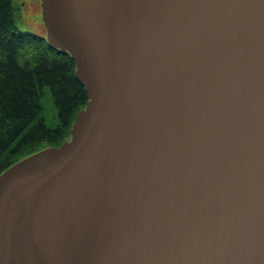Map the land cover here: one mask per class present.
I'll list each match as a JSON object with an SVG mask.
<instances>
[{"label": "water", "instance_id": "obj_1", "mask_svg": "<svg viewBox=\"0 0 264 264\" xmlns=\"http://www.w3.org/2000/svg\"><path fill=\"white\" fill-rule=\"evenodd\" d=\"M87 96L0 174V264H264V0H40Z\"/></svg>", "mask_w": 264, "mask_h": 264}, {"label": "trees", "instance_id": "obj_2", "mask_svg": "<svg viewBox=\"0 0 264 264\" xmlns=\"http://www.w3.org/2000/svg\"><path fill=\"white\" fill-rule=\"evenodd\" d=\"M18 10L16 0H0V174L67 141L87 102L71 57L20 31Z\"/></svg>", "mask_w": 264, "mask_h": 264}, {"label": "rangeland", "instance_id": "obj_3", "mask_svg": "<svg viewBox=\"0 0 264 264\" xmlns=\"http://www.w3.org/2000/svg\"><path fill=\"white\" fill-rule=\"evenodd\" d=\"M19 11L18 29L44 36L45 29L41 21L40 0H16Z\"/></svg>", "mask_w": 264, "mask_h": 264}]
</instances>
